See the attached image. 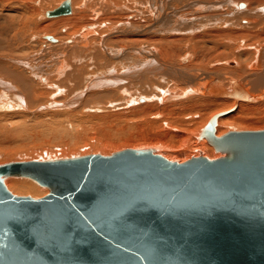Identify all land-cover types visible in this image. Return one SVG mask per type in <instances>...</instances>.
I'll use <instances>...</instances> for the list:
<instances>
[{"label": "bare ground", "instance_id": "bare-ground-1", "mask_svg": "<svg viewBox=\"0 0 264 264\" xmlns=\"http://www.w3.org/2000/svg\"><path fill=\"white\" fill-rule=\"evenodd\" d=\"M50 1L53 0H0V21L12 26L9 29L13 31L9 49H14L19 42L37 39L45 46L47 40L58 41L52 47L57 52L70 51L67 59L59 62L57 72L54 68L59 75L54 82L42 79V76L37 78L38 83L31 79L29 63L25 65L19 60L27 71L19 70L17 67L21 63L15 60H0L2 110L18 105L14 96L6 94L12 91L17 94L21 90L29 107H34L36 101L47 95L58 97L65 100L58 107L69 108L73 103L78 106L67 120L76 128V138L81 139L79 136L84 137L90 130L100 136L93 141L97 138L89 132L92 143H85V146L90 145V151L108 156L110 150H114L113 146L118 150L122 144L129 148L147 147L154 154L178 163L191 156H203L209 160L219 158L220 153L215 155L213 147L198 135L212 114L229 110L233 101L237 109L227 115L218 114L216 136L228 131H256L264 127L255 124L257 121L264 124V0H244L249 5L245 11L238 8L240 0H197L199 4L194 8L187 7L188 1L182 0L178 19L164 12L165 3H169L170 9L176 7L170 0H83L82 9L76 7L82 0H68L69 14L49 17L47 13L50 11H44L42 15L47 20L40 24V9ZM251 5L256 8L262 5V13L260 10L256 12L259 8L252 9ZM189 8L196 12V17L183 14ZM209 11L212 14H203ZM243 17L248 20L244 26ZM102 23L107 26L100 31ZM63 26L67 30L64 28L65 33L62 30L64 34H61L59 29ZM38 32L47 35L39 37ZM157 32L159 34L153 35ZM87 36H92L91 43ZM145 43L153 47L143 49ZM11 53L7 51L6 55ZM175 55H181L182 59ZM85 57L94 59L92 65ZM118 57L120 60L112 66L115 64L112 60ZM219 57L234 62L225 61L223 65L226 67L219 66L213 63ZM47 85L49 90L42 88ZM232 92L236 95H228ZM194 96H199L194 103L199 108L193 112L187 105L189 103L185 107L181 101ZM54 107L55 104L50 105V108ZM95 120L101 123L96 124ZM186 148L191 153L186 152ZM32 182L14 176L3 180L6 189L15 196L29 194L31 198L39 199L48 194L47 188Z\"/></svg>", "mask_w": 264, "mask_h": 264}, {"label": "water", "instance_id": "water-1", "mask_svg": "<svg viewBox=\"0 0 264 264\" xmlns=\"http://www.w3.org/2000/svg\"><path fill=\"white\" fill-rule=\"evenodd\" d=\"M218 116L199 135L213 160L125 149L0 165V264H264V129L216 136ZM10 176L49 192L12 195Z\"/></svg>", "mask_w": 264, "mask_h": 264}, {"label": "rangeland", "instance_id": "rangeland-1", "mask_svg": "<svg viewBox=\"0 0 264 264\" xmlns=\"http://www.w3.org/2000/svg\"><path fill=\"white\" fill-rule=\"evenodd\" d=\"M63 1L64 0H55V1L53 0V1L48 2L47 5H43V7H41V9H40L38 22L40 24L44 23L43 21L47 20V19H45V16H43L45 13L44 11H46V12H47V10L52 11L51 9L57 7L60 4V2L62 3ZM227 1H229V0H227ZM56 2H58V4H56ZM170 2H173L174 6H176V7L170 6V7H172L170 9L168 6L169 3H165V9H164L165 11L164 12L169 13L170 17H173V19H178L177 17L180 15L178 13V10L179 9L181 10V8H182L179 4L182 2V0H179V1L170 0ZM184 2L185 3L187 2V4H189L187 7H191V8H194L195 5L199 4L197 0H184ZM184 2L182 3L183 5H185ZM237 3L239 5L238 8L241 11L247 10V7L249 6V5H246L247 2H244V0H242V1L240 0ZM82 4H83V6H82V8H83L84 7V1L83 0L81 2H79L76 7L79 6V9H82L80 7ZM154 4L156 5V3H154ZM175 4H178V5H175ZM231 7H234V6L231 5ZM251 7H252V5H251ZM262 7H263L262 5L261 6L259 5V7L258 6H257V8L252 7V9H255V8L258 9L259 8L258 11H256V12H259V10H260V13H262V11H263V10H261ZM191 8L185 10L184 12L182 11L183 14L189 13L191 17H196V15H195L196 12L193 11V9H191ZM101 11H104V9L101 8ZM211 12L212 11L203 12V14H206V13L212 14ZM206 18H208V17H206ZM245 18L246 17H243L242 21H241L243 26L246 25V23L248 21ZM48 20H50V19H48ZM244 20H246V21H244ZM243 22H245V23H243ZM105 24H107V23H102V27H101L100 31L106 29L107 25H105ZM11 27L12 26L8 25L3 20L0 21V29H1L0 30V46L3 47V49H0V51L2 52L1 53L2 55L0 56V60H8L9 61V59H12V60L17 61L18 63H21L20 67L19 66L17 67L19 70L22 68L25 69L26 67H24V64L26 65V63H29V66L32 70H29V71L27 69H25V70L28 71L31 79L35 80L37 83H38V79L40 76H42L41 77L42 79L44 77L49 82L57 81L59 79L58 78L59 75L56 73L58 71L57 68L59 67L58 64L60 61H64L65 59H67V57L70 55V51L66 50L63 52H57L56 50H53L52 47L54 46V43L56 44L58 41H55L54 43L47 41V44L45 46V45H42L39 41H37V39H35L34 41L32 39H30L29 41H27V43L19 42V43H17V46L14 49H9L10 45H12V41L9 40L13 34L12 29H9ZM66 28H67L66 26L61 27L59 29V33L64 34L65 33L64 30H67ZM62 30L64 33L61 32ZM34 34H36V33H34ZM157 34H159V32H157L156 34H153V35H157ZM36 35L39 37H42V36H45L47 34L44 32H38ZM100 36H102L101 33H100ZM149 36H151V34ZM48 37L55 38V36H53V35H51V36L49 35ZM88 39H89L88 42L91 43L92 36H89ZM8 41H11V42H8ZM67 43H68V41H67ZM147 43H149V42H147ZM147 43H145L144 45L142 44L143 46L141 45L143 47V49L153 47ZM146 45L147 46L149 45V46L147 47ZM47 46L50 47V49L47 48ZM45 49L47 50V52ZM7 51H10L13 53L6 55ZM61 53H63V54H61ZM58 54H60L59 55L60 58L58 57ZM184 54L185 53L183 52L182 55L185 56ZM186 54L188 55L189 53H186ZM110 55H111V53H110ZM126 55L127 54H125L124 56H126ZM82 56L84 57V55H82ZM175 57L179 59V57L181 58V55H179V56L175 55ZM87 58H88V60L91 61V62L88 61V63L90 65H92L94 59L92 57H85V59H87ZM120 58L121 57H118V58L112 60V61H114L113 63H115V64H112V66L116 65L118 63L117 61L120 60ZM189 59H191V57ZM19 60H21L22 62H25V63L23 64L22 62H19ZM216 60L217 61H214L213 63H215V64L218 63L217 65H219V66H224L223 64H225L226 62H229V61L234 62V60H232V59L226 58V60H225L222 57H221V59H220V57H219V59L216 58ZM218 60H219V62H218ZM189 62H190V60H189ZM53 66H55V67H53ZM224 67H226V66H224ZM54 68H56V72H55ZM33 69H36L35 70L36 73H35V71H33ZM30 72H32L33 74ZM54 72H55V74H54ZM255 72H257V71H255ZM31 75H35V76L33 77ZM44 86L42 88H44L45 90L50 89V86L47 85L46 86L47 88ZM13 87L15 89H17L14 85H13ZM12 92H14V91H12ZM12 92H10V93L8 92L6 94L9 96H12V97L14 96L13 98L17 101L18 105L15 104L14 108H11V109H5V110L3 109L2 110L0 108V120L3 119L2 121H0L1 122L0 123V130H2L0 132L1 133L0 134V165L12 163V162H26V161H33V160L34 161H48V160L65 159V158H72V157H78V156H84V155H90V154H99V153H95V152L90 151L92 148L90 145L85 146L86 144L92 143V141L89 139V138H91L90 137L91 135H89V132H91L90 134H93V131L92 130L87 131L86 135L88 134L87 135L88 138L86 137V135H84V137H86V139L82 136H79V138H81V139L83 138L82 140L78 139V138H76L78 136L76 128L70 126L69 122L67 121V120H69L68 115H73V113H72L73 110H76V108H78V106L75 105V103H73L69 108L58 107L60 105L61 106L63 105V104H61L63 100H60L58 97H51L50 95H47V97L45 99L40 100V101H36L37 103L35 102L34 107H29V105L27 104V98L22 94L21 90L17 94H15V93L13 94ZM63 93H67V92H63ZM18 96H19V98H18ZM198 98H199V96H197V97L194 96V97H190L188 100L184 99L181 102L185 107H187V105H189L188 107L190 108V110L192 109V111L194 112L193 109L199 108V107L194 105V103L196 102V100ZM208 98L210 99L211 97H208ZM212 99H225V98H212ZM19 100H20V102H18ZM187 103H189V104H187ZM233 103L234 104L231 106V108L229 110H226L223 112L219 111L217 113H214L209 117V120L212 116H214L216 114H223L224 113L223 115H227L229 113H232L235 110V108L237 109V105H235L234 101H233ZM241 103H248L249 104L250 102H242L241 101ZM257 103H260V102H257ZM257 103H250V104H257ZM53 104H55L56 107L50 108V105H53ZM116 111H118V110H116ZM188 112H191V111H188ZM196 113L199 114V112H196ZM64 115L67 116V118ZM9 116H11V117H9ZM6 118H7V120H5ZM208 121H207V123H208ZM261 122H263V121H260V122L257 121L255 124H259L260 126L264 125ZM94 123L99 124V123H101V121L95 120ZM259 129L262 130V129H264V127L259 128ZM251 131H255V130H251ZM3 133H6V134H3ZM92 137L97 138V139H93V141L100 139V136L97 137V135H94V134L92 135ZM197 140L198 139L196 138V141ZM85 141H87V142H85ZM118 144H121V143H118ZM116 146H120V145H116ZM115 148H117V150H115ZM113 149L114 150H110V152H109L110 154H107V155H111L114 152L125 150V149H135V150L143 149V150H145L148 148L147 147H145V148L139 147L138 148V146H130V148H129V146L125 147L122 144V147L120 146L119 150H118V147H115V146H113ZM64 150H66V151H64ZM46 151H48V152H46ZM185 151L191 153V150H189L188 148H186ZM50 152H51V154H50ZM61 152H62V154H60ZM213 152L215 155L219 154V153H216L214 151V149H213ZM199 153H200V151H199ZM61 155H63V156H61ZM103 156H106V155H103ZM220 156L221 155L219 154V157ZM190 158H192V156ZM32 183H34V182H32ZM9 192L11 193V191H9ZM13 195H15V194H13ZM18 196H30L31 197V195H29V194L28 195L22 194V195H18ZM38 198H40V197H38Z\"/></svg>", "mask_w": 264, "mask_h": 264}, {"label": "flooded vegetation", "instance_id": "flooded-vegetation-1", "mask_svg": "<svg viewBox=\"0 0 264 264\" xmlns=\"http://www.w3.org/2000/svg\"><path fill=\"white\" fill-rule=\"evenodd\" d=\"M46 40H47V38H46ZM48 41V40H47Z\"/></svg>", "mask_w": 264, "mask_h": 264}]
</instances>
